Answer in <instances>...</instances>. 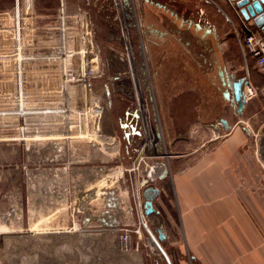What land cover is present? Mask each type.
<instances>
[{
  "label": "rangeland",
  "instance_id": "obj_1",
  "mask_svg": "<svg viewBox=\"0 0 264 264\" xmlns=\"http://www.w3.org/2000/svg\"><path fill=\"white\" fill-rule=\"evenodd\" d=\"M108 1L109 5L100 10L106 0H99L96 7L95 0H18L17 28L15 0H0V7L8 9V14L0 15V250H10V255H15L16 250H34L36 256L50 263L56 259L80 264L82 250L92 254L101 250L98 257L102 264H195L183 246L167 190L162 202L156 203L159 217L147 219L144 215L143 189L138 188V182L149 173L152 163L148 157L167 164L169 154L164 140L161 147L165 154L145 153L144 141L150 126L161 132V112L154 106L151 109L153 96L149 99L141 85L150 124L143 122L136 97L122 106L120 95L112 93L110 108L107 103L102 84L111 75L108 56L115 52L125 58L129 52L121 42L117 20L112 21V27H117L120 41L107 40L111 16V0ZM214 1L226 15H220L218 22L232 32V55H238L243 64L241 22L234 4ZM182 2L186 10L196 13V0L179 3ZM122 7L130 26L132 16L126 0H122ZM78 9L88 13L93 25V35L89 34L87 40L75 23L79 20ZM49 11L56 13L57 25L48 27L43 23L53 19L46 15ZM127 34L139 65L137 39L131 36L130 28ZM17 36L21 47L16 43ZM96 45L107 54L101 73L104 78L90 81L95 87H88L87 97L69 82L67 73L79 66L83 56L90 57L92 67L95 61L91 55ZM52 48L55 54L46 57L44 52ZM126 67L130 73L127 62ZM232 68L240 72L236 64ZM125 107L135 108L139 116L142 137L138 157L132 152L133 146L125 153ZM92 141H103L109 150L98 152L89 146ZM96 177L98 190L89 191ZM160 182L155 179L147 187L161 189ZM107 186L117 189V211L106 207ZM106 210L112 218L119 215V223L108 219ZM146 223L148 228L144 227ZM161 227L172 244L161 243L165 256L152 245L148 233L155 237ZM123 234L129 236L127 249L121 245ZM89 257L90 263L96 259L91 254ZM15 259L10 257V264H16Z\"/></svg>",
  "mask_w": 264,
  "mask_h": 264
},
{
  "label": "crops",
  "instance_id": "obj_2",
  "mask_svg": "<svg viewBox=\"0 0 264 264\" xmlns=\"http://www.w3.org/2000/svg\"><path fill=\"white\" fill-rule=\"evenodd\" d=\"M152 1L163 4L167 10H156L164 21L152 23L145 38L139 23L141 45L136 38L139 65L131 41L130 44L134 68L140 79L147 80L149 99L153 96L151 109L154 106L161 112L159 140L155 126H150L144 141L145 153L149 154L148 143L158 141L162 145L164 140L169 155L168 175L161 180V189L157 188L159 193L152 201L154 212L146 217H159L156 203L169 195L183 246L195 264H264V192L259 183L264 166L255 144L264 133V77L257 72L253 58L244 51L241 53L243 64L238 55H232V32L218 22V17L226 15L214 0L203 3L196 0L194 7L198 17L186 10L184 2L179 3L181 0ZM15 4L18 10V0ZM5 8L0 7V15L8 14ZM46 15L48 18L52 15L53 19L43 23L48 26L58 23L55 12L49 11ZM182 20L193 21L197 29L186 26V21L182 23ZM131 36L137 37L133 29ZM107 40L115 39L107 37ZM113 53L108 59L117 55L124 58L122 53ZM234 62L239 73L232 68ZM218 67L226 81L244 78L257 93L254 98L245 100L240 116L223 96L225 89L217 75ZM145 121L149 122L148 118ZM141 137H124L125 153L133 146L132 152L138 157ZM89 146L98 152L109 150L103 141H92ZM148 159L152 163L148 170L151 173L159 163L151 157ZM98 180V177L94 179L89 191L98 190ZM104 189H108L107 209L117 211V189L109 186ZM87 198L89 201L91 195ZM104 214L109 215L108 219L111 217L107 210ZM118 217H111L112 222L119 223ZM160 231L164 239L159 246L163 250L161 243L172 244L164 227ZM173 240L176 242V237ZM151 243L155 246L153 241ZM100 251L92 254L90 250H82L86 256L81 255L80 264H102L98 257ZM90 254L96 256L91 263ZM12 256L16 257V264H74L56 259L50 263L36 256L34 250H16L15 255H10V250H0V264H10Z\"/></svg>",
  "mask_w": 264,
  "mask_h": 264
},
{
  "label": "built area",
  "instance_id": "obj_3",
  "mask_svg": "<svg viewBox=\"0 0 264 264\" xmlns=\"http://www.w3.org/2000/svg\"><path fill=\"white\" fill-rule=\"evenodd\" d=\"M128 3L129 11L132 16V22L131 25L132 27H127V19L125 12L122 7V0H111V3L114 8V12L116 14V18L118 21V24L121 29V42L123 46L127 49L126 55H125V61L128 63V67L131 71V66H130V61L132 60V63L134 64V59L131 51V44L130 40L128 37V30L129 28L133 29L135 31V35L137 36L136 38L138 39L139 44L141 45V38H140V29H139V22L137 18V11H136V6L134 0H126ZM79 20H76V24H78V28L81 29L82 34L84 38L87 40V37H89V34L93 35V25L91 23L90 17L88 13L85 10H79ZM18 10L15 8V12L13 15H15V20H17V25L16 27H19L18 24ZM237 16L241 22V29H242V38L240 41V45L242 46L243 50L251 57L253 58L255 62V67L257 72L264 77V32L257 30L250 22L244 21V19L237 13ZM78 19V18H77ZM78 22V23H77ZM60 24H63L62 21ZM55 24H51L48 27H51ZM57 25V24H56ZM76 27V26H74ZM18 35L19 32L17 31ZM128 39V40H127ZM21 42L20 38L17 36V45L18 47H21ZM127 43V44H126ZM126 45L128 47H126ZM52 51H46L44 52L46 57L50 55L55 54V48L51 49ZM43 54V53H42ZM94 65L90 67V62L91 59L88 56H83L82 61L80 62L79 66L75 68V70L69 71L67 73L69 82L72 83L73 85H76L77 88L80 90L81 95H87L88 87H92L90 84L91 80H94L98 78L99 76L101 77V73L103 71V67L106 62L105 58V53L104 50L100 49V47L94 46L92 55ZM91 57V58H92ZM132 76V74H131ZM256 91L251 88V86L247 85L244 88V97L245 100L252 99L256 96ZM260 188L262 192H264V172L260 177ZM121 245L124 249H127L128 243H129V236L128 234H123L121 236Z\"/></svg>",
  "mask_w": 264,
  "mask_h": 264
},
{
  "label": "flooded vegetation",
  "instance_id": "obj_4",
  "mask_svg": "<svg viewBox=\"0 0 264 264\" xmlns=\"http://www.w3.org/2000/svg\"><path fill=\"white\" fill-rule=\"evenodd\" d=\"M98 2L99 0H95V3L93 4V6L96 7ZM105 4L106 6H108L109 1L106 0V2H103V5L101 6L100 10L102 9V7H104ZM135 4L137 7L136 9L138 13V20L142 28V36L145 38L147 30L150 26H152V23H154L155 21L156 22L164 21V19L161 16H159V14L158 15L156 14V10H167V8L163 4L159 2H153L152 0H135ZM153 14H156V17H154ZM151 18H157V20H153ZM113 20H117L116 16L113 17ZM184 21H186L185 23L186 26H192L197 29V26L195 23H193V21L182 20L181 22L184 23ZM111 23L108 22L109 26L106 28L107 37H111L113 39H116V41H120L119 34L117 33L118 29L115 26L112 27V25L114 24L113 23L111 24ZM108 64L111 68V75L110 77L108 76L105 77L107 80V83L104 81V86L107 87L109 94L106 95V91H104V93L107 98V103L109 105V108L111 105L110 95L114 93L113 91H116V94L120 95L121 97L120 102H122L123 104L122 106H124L125 105L124 102L128 100L132 102L133 100L135 101V97H136L139 103L140 116H142L143 122L145 123L146 122L145 121L146 107L144 104L141 87L146 92L147 80L144 77H141V84H140V78L138 76L136 68H134V64L131 62L130 66L133 72L132 77H133L134 85H135V89H134V86L132 85V77H130V73L126 67L125 58L118 56V55L113 56V57L110 56L108 59ZM217 75L220 78V80H221V77H224V74L222 73V69H220L219 67H218ZM102 76L101 78H104ZM122 116L123 118H125L124 120L126 121L125 124H123L122 126L126 132L124 133V137H128L129 135L141 137V129L138 124L139 116L137 114V110L135 108L125 107V109L122 111Z\"/></svg>",
  "mask_w": 264,
  "mask_h": 264
},
{
  "label": "water",
  "instance_id": "obj_5",
  "mask_svg": "<svg viewBox=\"0 0 264 264\" xmlns=\"http://www.w3.org/2000/svg\"><path fill=\"white\" fill-rule=\"evenodd\" d=\"M227 1L234 4V8L236 9V12L244 19V21L250 22L257 30L264 32V0H227ZM126 19H127V16H126ZM126 26L132 27L131 24L130 26L129 24H126ZM131 62L132 60L130 61V63ZM130 74H133L132 70L130 71ZM132 85L134 86V89H135L133 77H132ZM221 85L225 89V91L223 92V96L228 101L229 105L235 108L236 114L240 116L242 114V110L245 105V97H244L243 91H244V87L248 85L247 82L245 81L244 78L232 79L229 82V81H226L224 77H221ZM104 90L106 91V95H108L109 92L106 86H104ZM146 92L149 94L148 89H146ZM239 125L243 127V123L240 122ZM144 130H145V127H144ZM155 133H156V139L158 138L159 140V133H158L157 127H155ZM255 144H256V149H257V153L260 158V161L264 166V133L256 139ZM160 146L161 144L158 143V141L153 144L148 143L147 148H148L149 154L152 155L153 151H154V155L155 154H158V155L165 154L166 152L164 153L163 148ZM154 162H158L160 166L162 167L161 173L158 176H155L153 178H147V177L141 178L140 181L138 182V188L143 189L142 196L144 198L143 208H144L145 216H148L154 212V209L152 207V201L159 193V190L157 188L146 187V185H148L149 183H153L155 179L161 181L165 179L168 175V172L166 170V163L164 161L158 160ZM144 227L146 228L145 224H144ZM148 233H149L150 239L153 241V243L157 246V248L164 255V252L159 246V242L162 239H164L162 232L160 230L157 231V238H155L150 231H148Z\"/></svg>",
  "mask_w": 264,
  "mask_h": 264
},
{
  "label": "bare ground",
  "instance_id": "obj_6",
  "mask_svg": "<svg viewBox=\"0 0 264 264\" xmlns=\"http://www.w3.org/2000/svg\"><path fill=\"white\" fill-rule=\"evenodd\" d=\"M79 61V60H78ZM244 92V91H243ZM166 170H167V172H168V167H167V164H166ZM161 171H162V167L160 166V164H158L155 168H154V170L151 172V173H149L148 175H147V178H153V177H155V176H158L160 173H161ZM83 256H86V255H84V254H82Z\"/></svg>",
  "mask_w": 264,
  "mask_h": 264
},
{
  "label": "trees",
  "instance_id": "obj_7",
  "mask_svg": "<svg viewBox=\"0 0 264 264\" xmlns=\"http://www.w3.org/2000/svg\"><path fill=\"white\" fill-rule=\"evenodd\" d=\"M109 11L108 13L111 14V16H109L108 20H110V22L113 21V17H114V8H113V5L112 3L110 4V6L108 7ZM109 22V21H108Z\"/></svg>",
  "mask_w": 264,
  "mask_h": 264
}]
</instances>
